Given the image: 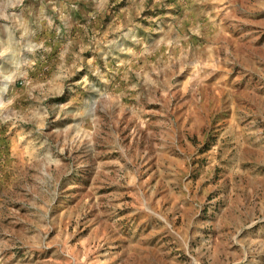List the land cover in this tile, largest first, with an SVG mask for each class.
I'll list each match as a JSON object with an SVG mask.
<instances>
[{"label":"rangeland","instance_id":"obj_1","mask_svg":"<svg viewBox=\"0 0 264 264\" xmlns=\"http://www.w3.org/2000/svg\"><path fill=\"white\" fill-rule=\"evenodd\" d=\"M0 264H264V0H0Z\"/></svg>","mask_w":264,"mask_h":264}]
</instances>
